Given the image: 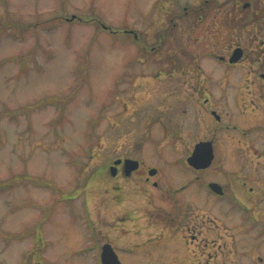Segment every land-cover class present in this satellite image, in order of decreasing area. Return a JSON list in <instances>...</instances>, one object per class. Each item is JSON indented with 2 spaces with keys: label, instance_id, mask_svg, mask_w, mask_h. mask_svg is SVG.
<instances>
[{
  "label": "rangeland",
  "instance_id": "374dc122",
  "mask_svg": "<svg viewBox=\"0 0 264 264\" xmlns=\"http://www.w3.org/2000/svg\"><path fill=\"white\" fill-rule=\"evenodd\" d=\"M204 1L0 0V264H98L96 254L85 250L93 244L84 228L85 200L102 241L124 236L117 242L122 253L138 242L132 233L137 228L119 222L115 212L121 209L101 199L113 195L112 186L118 184L126 207H135L138 214V171L129 181L106 184L105 166L116 158L155 168L165 191H174L193 176L184 164L194 144L210 140L214 160L205 176L221 185L231 183L232 125L239 113L233 88L225 83L226 68L206 55L239 46L257 56L260 43L254 40L264 27V0H207L211 6L221 3L220 8L203 17L199 12L175 18L171 36L173 14H183L185 7L205 8ZM244 2L249 7L242 8ZM192 21L199 23L194 33L188 26ZM138 34L144 49L138 46ZM159 34L169 36L163 47L155 54L144 52L161 44ZM172 40L176 49L198 52L195 65L203 70L202 78L213 80L206 85L214 100L224 95L213 106L219 122L196 114L195 108L206 107L203 90L195 93L185 83L189 73L183 74L182 65L171 74ZM247 67L243 63L234 69V84L243 86L240 92L237 88L239 102H263L246 91ZM221 74L223 84L216 87ZM252 88L264 96V89ZM170 105L179 112L162 116ZM197 188L196 196L184 193L181 199L199 200ZM70 197L71 212L60 203ZM161 197L168 203L167 192ZM254 204L263 225L235 237L234 229L207 228V247L180 241L174 231L172 246L162 254L171 260L152 263L264 264V199ZM208 213L214 218L216 207H208ZM209 221L208 227L213 226ZM157 253L158 248L147 254ZM124 256L129 264V255Z\"/></svg>",
  "mask_w": 264,
  "mask_h": 264
},
{
  "label": "flooded vegetation",
  "instance_id": "af4514ba",
  "mask_svg": "<svg viewBox=\"0 0 264 264\" xmlns=\"http://www.w3.org/2000/svg\"><path fill=\"white\" fill-rule=\"evenodd\" d=\"M244 4H246V7H249L250 5L248 2H244L242 4V8ZM203 6L205 8L200 7L198 10L194 7H185L183 8V14H173L172 18H170L171 27L169 32L173 33L171 36L175 35L174 27L177 25L176 22H174L175 18L178 19L179 17L184 20L189 15L194 16L193 14H198L199 12H201L200 17H203L202 14L205 16L207 11L213 8L217 11L220 8L221 3L215 1L211 6V3L205 0ZM255 9L260 10L257 7ZM256 15L257 14L254 13L252 17L256 18ZM192 23L189 22L188 26L190 31L194 33L195 28L199 26V23ZM180 27L181 28L178 30L179 33L184 34L185 31L183 30V25H180ZM260 32L261 35L259 36L261 38L259 36H255L254 40V42L257 40V42L260 43L258 46L259 52L254 53V55L257 54V56H250V54L239 46H235L230 53L221 54L213 51L208 52L206 55L212 62L219 64L221 67L223 66L224 69L226 68L225 71H223L224 77L226 78L225 83L229 85L228 87L233 88L234 93L232 94V97L235 99L233 106L239 113H237L238 115H235L236 118L234 120L237 122L235 123L236 125H232L235 132L232 146L234 163L232 165L233 168L231 176L233 178L231 183L229 185H221L205 176L208 171L207 169L212 163L204 169H195L188 163H185V167L190 172H193L194 177L189 175L187 180H185L181 186L174 188V191L171 189L165 191L166 189H164V187L160 184V181H158L160 171L155 169V173L150 175V170L154 168H150L146 166V164H142L138 161V169L131 172L127 176L122 162L116 166L115 175L112 176L109 168L112 167V162L114 160L110 161L109 164L105 166V172L109 176L106 184H109V186L111 183L117 184L120 180L129 181L131 175L138 171V214L134 210L135 207H126V197L123 195L122 186L118 184L112 186L111 191L114 193L113 195L108 197L104 195L101 198L103 199V202H106L107 204L112 202L115 208L118 207L121 209V211L115 210V213L121 216L118 218L120 223H129L130 225H133V227L137 228L132 233L135 237H138V242L133 243V245H130L127 248L124 247L122 253V251L120 252L121 249L117 246V242L121 240V238L123 239L124 236L121 238L118 237L117 240L112 242H108V240L102 241L101 236L99 235L100 228H98V225L96 226L95 219H92V212L87 210L88 201L85 200L82 203L84 228L88 236L93 241V244L88 248H85V250H87V252H94L96 254L95 258L97 262L100 263V254L104 245H110L121 264H124V262L127 261L124 255H129V264H154L152 262L156 260L168 262L171 259L162 254H167L165 250L172 246L170 243V236L174 231L176 232L177 239L180 241L182 238L186 241L189 239L192 240V242H196L198 246L202 247L203 245V247H207L209 244L206 242L205 236L207 228L218 229L219 231L224 230V232L234 229V231H237V234H234L233 236L235 237V235L238 236L240 233L238 231L242 230L243 232H249L252 231L258 224L263 225L260 220L261 218L258 210L254 204V200L264 199V96L260 94L257 95L256 91L252 88L256 86L257 90H259V88L260 90L264 89L262 86V84H264V27L260 29ZM160 35L163 36L162 38H159L161 39L162 45L158 44L149 50H145L144 52L155 54L158 52L159 47H163L164 37L169 36L159 34V36ZM171 42H173V40ZM172 44L173 50L175 49L174 55L170 56L167 60V62L173 67L171 69V74H174L177 65H182L185 69L181 70L183 74L189 73V75L187 74L184 77L185 83L188 86L191 85L195 93L203 90V105H206V107L200 105L195 108L196 114L204 113L206 116H210L219 122L220 116L217 113L218 111L213 109V106L220 104V102L224 99V95L219 100H214L215 97L213 96L211 89L206 85L207 82H213V80L209 78V76H204L202 78V75H204L202 72L203 70H200L201 67L198 64L195 65V59L196 56L198 57V52L190 53L186 51L183 46H179L177 48L180 49H176L174 42ZM138 46L139 48L141 47L144 49L141 44L139 34ZM237 48L242 50L241 57L235 63H230L229 59L231 58L233 51ZM199 57L202 58V55L200 54ZM243 63L248 65V72H246L247 78L244 82L247 90H244L262 98L263 102H239V97L237 95L238 85H235L237 84L236 82L234 84V80H236V72H234V69ZM193 65L196 66L194 72L191 70ZM178 72L180 71L178 70ZM190 73L194 74L190 75ZM211 74L213 75V73ZM208 79H210V81H208ZM190 81L193 82L190 83ZM215 82L216 87L222 86V74L220 77L216 78ZM241 87L243 88L242 85L238 88L239 92ZM207 108L209 109L206 110ZM178 112L179 111L175 105H170L169 108L162 111V116L170 117L172 114ZM184 112H187V110H184ZM259 124H262V126H259ZM244 125L247 127H243ZM200 142H210L212 144L214 160L213 142L209 140L198 141L197 143ZM197 143L194 144L192 151ZM190 155L191 153L187 156V158H189ZM119 159L123 160L124 158ZM201 172L204 173V177L201 175ZM158 184L160 188L158 187ZM212 184L218 186V188L215 187L217 193H214L211 189H209ZM197 186L199 200L185 199V197L181 199V195L184 193H188L189 196H196L197 194H195L193 190ZM166 192L169 194V198H167L169 201L168 203L166 202L163 204L165 201H161L160 198H162L161 195L166 197ZM85 197L88 198L89 196L85 195ZM73 198L74 197H70V199L64 200L60 203L70 211V209L74 207ZM122 206L123 208H121ZM213 206L216 207V213L214 214L215 220L210 217L209 213L208 215L206 214L207 208H212ZM229 215H231L230 218L235 219L234 223L228 219ZM207 219H210L209 223L213 224V226L211 225L208 227ZM262 228L263 227H261V230ZM188 245L190 246V243ZM217 246L221 247V244L218 243ZM157 248L158 253L155 256L147 254L150 249L152 250ZM148 257L151 259H148Z\"/></svg>",
  "mask_w": 264,
  "mask_h": 264
},
{
  "label": "water",
  "instance_id": "95a60500",
  "mask_svg": "<svg viewBox=\"0 0 264 264\" xmlns=\"http://www.w3.org/2000/svg\"><path fill=\"white\" fill-rule=\"evenodd\" d=\"M246 7V4L243 6ZM73 19V17H72ZM242 54V50L237 48L233 51L231 58L229 59L230 63H235ZM213 161V152H212V144L210 142H200L195 145L191 155L187 158V163L194 167L195 169H204L207 168ZM122 160L118 159L113 162V166L110 168V173L112 176L115 175L116 166L119 165ZM124 171L125 174L128 176L132 171L138 169V161L132 159H124ZM155 169L150 170L149 174L153 175L155 173ZM215 187L218 188L217 185H210L214 191ZM101 263L102 264H120L116 254L111 249L109 245H104L102 247V252L100 255Z\"/></svg>",
  "mask_w": 264,
  "mask_h": 264
},
{
  "label": "trees",
  "instance_id": "16d2710c",
  "mask_svg": "<svg viewBox=\"0 0 264 264\" xmlns=\"http://www.w3.org/2000/svg\"><path fill=\"white\" fill-rule=\"evenodd\" d=\"M14 27H15V28H17V26H16V25H14ZM0 35H1V34H0ZM104 171H105V170H104Z\"/></svg>",
  "mask_w": 264,
  "mask_h": 264
}]
</instances>
